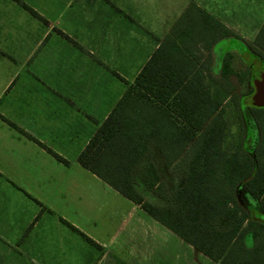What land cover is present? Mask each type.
<instances>
[{
    "label": "crops",
    "instance_id": "0c3cea01",
    "mask_svg": "<svg viewBox=\"0 0 264 264\" xmlns=\"http://www.w3.org/2000/svg\"><path fill=\"white\" fill-rule=\"evenodd\" d=\"M183 1L165 20L157 0H0V263L143 264L164 241L176 256L194 249L77 161L191 2L243 39ZM196 54L200 65L208 51Z\"/></svg>",
    "mask_w": 264,
    "mask_h": 264
},
{
    "label": "trees",
    "instance_id": "16d2710c",
    "mask_svg": "<svg viewBox=\"0 0 264 264\" xmlns=\"http://www.w3.org/2000/svg\"><path fill=\"white\" fill-rule=\"evenodd\" d=\"M230 38L242 43L216 54L215 73V46ZM198 47L208 51L200 65ZM239 48L264 61V21L252 45L191 2L77 161L216 264H264V221L240 195L264 214V126L251 150L223 145L224 105L251 84Z\"/></svg>",
    "mask_w": 264,
    "mask_h": 264
},
{
    "label": "rangeland",
    "instance_id": "374dc122",
    "mask_svg": "<svg viewBox=\"0 0 264 264\" xmlns=\"http://www.w3.org/2000/svg\"><path fill=\"white\" fill-rule=\"evenodd\" d=\"M159 4V19L171 18L168 12L170 10L171 0H168L167 13L165 11V0H157ZM183 4V0H178ZM201 3L209 10L214 12L221 20L226 23L230 28L242 36V38L249 44L253 45L254 39L258 33L260 26L264 21V0H200ZM180 3H175L176 7ZM169 21V19H168ZM237 41V42H236ZM241 42V41H240ZM240 42L238 39L230 38L220 41L215 46L216 54L227 49H237ZM233 47V48H231ZM241 54V53H240ZM254 55V54H253ZM252 57V55H251ZM249 57V61H251ZM218 58V57H217ZM236 66L243 69L242 59L237 57L234 60ZM221 62L216 60L213 69L217 72L220 69ZM251 72V67L249 68ZM250 83V82H249ZM252 86L251 84H249ZM246 88L239 86L238 93L233 99L227 100L224 105V118L227 122L226 136L224 139V148L231 152L240 144H244L247 150H251L258 140V125L264 126V110L263 112L256 111V109H264L263 106H253L249 103L248 97L251 93L247 94ZM252 92V91H250ZM258 113L255 115V113ZM260 115V116H259ZM240 195L245 200L246 205L251 209V215L254 218L264 221V214L260 213L257 200L245 189L240 190ZM121 199V198H120ZM110 199V205H122L121 200ZM130 205L129 202H125ZM164 241L158 243V254L156 256L148 257L143 264H216L209 258L202 254L196 256V250L190 248V254H181L176 256L175 249L177 250L179 244ZM185 262V263H184ZM2 264V263H0Z\"/></svg>",
    "mask_w": 264,
    "mask_h": 264
},
{
    "label": "water",
    "instance_id": "95a60500",
    "mask_svg": "<svg viewBox=\"0 0 264 264\" xmlns=\"http://www.w3.org/2000/svg\"><path fill=\"white\" fill-rule=\"evenodd\" d=\"M238 52L241 53L243 61L251 67V85L252 92L248 97L247 103L253 106H263L264 105V61L259 57H252L253 61L250 63L249 57H251L247 51L245 52L243 48H239Z\"/></svg>",
    "mask_w": 264,
    "mask_h": 264
}]
</instances>
